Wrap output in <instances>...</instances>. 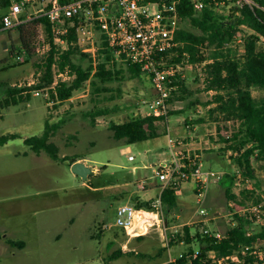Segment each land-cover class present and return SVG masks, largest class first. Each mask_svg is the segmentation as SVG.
<instances>
[{"label":"rangeland","instance_id":"1","mask_svg":"<svg viewBox=\"0 0 264 264\" xmlns=\"http://www.w3.org/2000/svg\"><path fill=\"white\" fill-rule=\"evenodd\" d=\"M26 10L31 12L33 7ZM5 11L0 5V15ZM44 35V26L39 23L33 35V51L27 55L19 49L18 28L0 30V99L5 96V86L27 85L41 75L38 64L49 49L42 41ZM77 36L80 51L97 57L99 31L85 30ZM242 39L239 34L229 44L237 54L243 51ZM212 48L204 44L201 50L206 56ZM79 58L80 52L72 55L74 61L86 67L89 58ZM115 60L119 63L116 67L122 66V74L105 82L91 74L69 99L59 101L43 88L32 92L28 100L0 106V135L16 132L21 136L0 145V264L161 263L187 249L182 241L168 243L170 234L187 219V224L193 225L192 233L202 227L224 233L232 222L238 223L234 214L247 218L245 226L251 233L264 224V211L259 207L264 204V172L254 161L257 181L244 177L230 157L233 151L224 149L223 137L231 135L237 121L211 111L215 91L205 89L204 63L184 67L187 90L180 93L181 99L169 102L166 121L158 123L159 129L167 130L157 137L126 144L112 137L107 128L109 121L122 122L142 114V100L151 98L154 89L146 73L132 76L123 62ZM53 64L54 74L58 66ZM74 76L69 71L67 80ZM100 110L107 113L96 115L95 125H91L89 114ZM46 119L58 124L50 140L58 145L59 154L78 156L76 161L84 162L91 170L86 177L72 171L68 161H54L45 152L37 154L23 142V137L40 134ZM169 137L185 143V154H197L203 171L231 175L230 190L235 198L226 197L223 180L213 179L202 204L209 219L202 226L196 225L202 216L197 211L200 205L195 194H190L178 198L179 207L164 236L150 229L143 238L135 239L115 225L116 210L125 203L136 206L132 196L148 200L158 193V187L147 184L161 183L154 176V168L172 157ZM130 154L134 159L128 158ZM142 179H147L145 189L139 185ZM250 187L254 191H249ZM19 240L24 241V246L11 242ZM191 246L196 249L198 243ZM116 248L134 251L108 261L107 256Z\"/></svg>","mask_w":264,"mask_h":264},{"label":"trees","instance_id":"2","mask_svg":"<svg viewBox=\"0 0 264 264\" xmlns=\"http://www.w3.org/2000/svg\"><path fill=\"white\" fill-rule=\"evenodd\" d=\"M229 1L231 0H227L219 6L208 4L202 10L196 11L190 0H180L177 5L179 23L187 21L188 25L179 24L175 32L178 45L172 49L173 54L168 63H182L184 54L187 55L188 63H204L202 71L205 89L215 91L211 101L215 103V106L211 108V111H217L227 120L237 121L236 128L231 135L223 137L224 149L233 151L230 157L235 160L244 177L257 181L253 162L258 163L259 168L264 172V0H253V4H245L242 7L235 5L228 7ZM54 4L55 0H50L47 6L52 7ZM0 5L4 9H8L10 0H0ZM2 15L3 13L0 15V20ZM80 22L81 20L76 21V23ZM39 23L43 24L50 42L48 54L43 62L38 64L41 75L37 80L27 85L9 84L5 86V96L0 99V106L8 107L28 100L32 92L34 94L43 88H48L50 96L63 101L69 99L74 91L80 89L91 74L102 82L112 80L122 74V66L116 67L119 63L115 60L103 35H101V45L98 47V56L91 57L89 53L80 51L75 26H70L69 31L63 36L67 43L65 46L54 43L50 33V23L44 16L32 18L16 26L19 30L20 51L24 50L27 55L31 54L34 45V31ZM239 34L243 37L241 54H237L236 48L229 45ZM204 44L213 45L206 56L201 50ZM78 52L81 54L79 59L89 58L86 67L72 59V55ZM53 63H56L59 69L68 68L70 73L75 76L71 80H60L52 86ZM123 63L132 76L145 73L138 64ZM180 65H182L180 74L175 77L176 80L173 78L177 88L171 91L168 102L174 98L181 99L180 93L187 90L185 77H181L184 65ZM92 83H94L93 80ZM254 91H258L259 94H254ZM101 113H107V111L100 110L96 114L95 112L89 114L91 125H95V116ZM166 119L167 114L160 116L138 114L122 122L109 121L107 128L111 131L114 139L130 144L157 137L160 133L165 132L167 129H159L158 123L165 122ZM56 127H58L57 123L51 124L46 119L43 131L40 134L23 137V142L37 154L45 152L52 160L68 161V164L71 165L79 157L59 154L58 145L50 140ZM19 137L21 136L16 132L1 134L0 145ZM219 180L224 181L226 197L235 198V194L230 190L232 176L224 174ZM180 185V183H168L160 194L164 218L168 225L174 219L173 214L179 206L177 191ZM249 191H254V189L250 187ZM131 199L137 207L149 209L151 206V199H140L137 196H132ZM254 202L259 204L258 199H255ZM259 207L264 211V204H259ZM234 216L238 218V223L232 222L233 225L226 229L221 238L210 235L202 229H195V233H192L193 225L189 226V224L183 223L179 230L170 234L168 243L171 245L176 241H182L186 244L187 249L176 256L175 260L168 261L169 257H166L161 263L215 264L214 259H221L231 254H237L239 259L246 264L262 263L264 261V224L258 231L248 234L245 226V221L248 222L247 218L238 214H234ZM134 237L141 239L144 235L140 234ZM11 242L21 247L24 246L22 240ZM193 242L198 243L196 249L191 246ZM196 250L198 253L192 257ZM133 251L116 248L109 253L107 260L116 259L121 255L133 253ZM210 251L213 252V257ZM137 254L152 258L151 255L138 252ZM259 254H262V258L259 257ZM151 264H160V262ZM230 264H234V262H230Z\"/></svg>","mask_w":264,"mask_h":264},{"label":"built area","instance_id":"3","mask_svg":"<svg viewBox=\"0 0 264 264\" xmlns=\"http://www.w3.org/2000/svg\"><path fill=\"white\" fill-rule=\"evenodd\" d=\"M49 1L10 0L7 11L1 17L0 30H7L32 18L44 16L50 23L53 42L61 46L67 44L63 36L69 31L70 26H75L77 34L85 30L99 31L100 37L104 36L115 59L140 65L150 77L154 95L142 100L145 104L142 114L154 116L167 114L169 96L171 91L177 88L174 79L176 80L175 77L182 69L180 64H183V67L192 65L188 63L185 54L182 63H168L173 54L172 49L178 45L175 32L179 27L177 5L180 0H55V4L48 7ZM225 1L227 0H190L196 11L202 10L208 4L219 6ZM229 2V5L238 7L254 3L253 0H231ZM28 7H33V10L27 11ZM77 20L81 22L76 23ZM42 41L49 48L50 42L46 32ZM68 74V68L62 70L57 67L54 71L52 86L60 80H67ZM183 76L184 72L181 73V77ZM183 145L185 143L181 139L169 137L172 157L154 168V176L161 183L159 192L151 198L149 209L127 203L118 206L115 225L124 228L129 236L146 234L150 229H156L164 236L168 223L164 218L160 194L168 183L181 184L183 181L191 180L194 184L195 201L200 205L197 211L202 215L197 222L202 226V222L209 219V213L202 204L206 200L209 182L213 179L219 180L222 174L203 171L198 155L185 154ZM128 158L134 159V156L130 154ZM146 181L142 179L139 182L141 188H145ZM138 215L140 217H137ZM202 230L217 238L223 236L219 230L210 231L206 227H202ZM197 253L196 250L192 257H195ZM210 254L213 257L212 251ZM259 257L262 258V254H259ZM173 260L175 257L168 258V261ZM213 262L215 264H229L230 262L246 264L239 259L237 254L214 259Z\"/></svg>","mask_w":264,"mask_h":264},{"label":"crops","instance_id":"4","mask_svg":"<svg viewBox=\"0 0 264 264\" xmlns=\"http://www.w3.org/2000/svg\"><path fill=\"white\" fill-rule=\"evenodd\" d=\"M134 171H136V169ZM147 185H148L147 187L154 186V187H158V189L160 187V183L158 181L152 182V183L147 184ZM145 188H143V189H145ZM158 192H159V190H158ZM190 194H194V184L191 181H183L180 185L179 190L177 191V197L178 198H185V197L189 196ZM187 221H188V219L183 221L182 223H187ZM166 247H168V246H166Z\"/></svg>","mask_w":264,"mask_h":264},{"label":"water","instance_id":"5","mask_svg":"<svg viewBox=\"0 0 264 264\" xmlns=\"http://www.w3.org/2000/svg\"><path fill=\"white\" fill-rule=\"evenodd\" d=\"M71 169L76 174L86 177V175L91 171L89 166H87L84 162L75 161L71 164Z\"/></svg>","mask_w":264,"mask_h":264}]
</instances>
